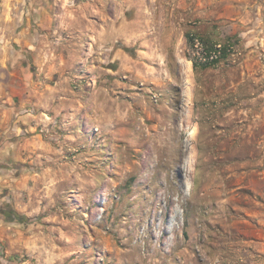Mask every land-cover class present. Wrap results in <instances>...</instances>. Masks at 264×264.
<instances>
[{
	"label": "rangeland",
	"instance_id": "374dc122",
	"mask_svg": "<svg viewBox=\"0 0 264 264\" xmlns=\"http://www.w3.org/2000/svg\"><path fill=\"white\" fill-rule=\"evenodd\" d=\"M48 1L0 60V264H264V0Z\"/></svg>",
	"mask_w": 264,
	"mask_h": 264
},
{
	"label": "crops",
	"instance_id": "0c3cea01",
	"mask_svg": "<svg viewBox=\"0 0 264 264\" xmlns=\"http://www.w3.org/2000/svg\"><path fill=\"white\" fill-rule=\"evenodd\" d=\"M48 2V0H0V60L4 65L8 63L12 66V60L21 55L20 49L30 53L31 48L34 47L35 33L38 32L43 21L41 17L36 16V13L44 12L42 5ZM12 55H14L13 59ZM25 60V58L21 60L19 68L24 69L20 64H25ZM4 176L5 173L3 176L0 174V188L6 181ZM6 198L5 193L0 192V242L10 238L11 235V224L7 221L5 209Z\"/></svg>",
	"mask_w": 264,
	"mask_h": 264
},
{
	"label": "built area",
	"instance_id": "2783aa9c",
	"mask_svg": "<svg viewBox=\"0 0 264 264\" xmlns=\"http://www.w3.org/2000/svg\"><path fill=\"white\" fill-rule=\"evenodd\" d=\"M195 47L198 48L202 54L201 57H199V62L201 64L207 65V64H213L217 62L224 52V45L222 43H218L214 45V48L209 50L204 47V45L200 42L199 39H195ZM234 47L229 46L228 51L232 50Z\"/></svg>",
	"mask_w": 264,
	"mask_h": 264
},
{
	"label": "trees",
	"instance_id": "16d2710c",
	"mask_svg": "<svg viewBox=\"0 0 264 264\" xmlns=\"http://www.w3.org/2000/svg\"><path fill=\"white\" fill-rule=\"evenodd\" d=\"M225 48L226 47H224V50H225ZM203 66H205V67H207V66H209V64H207V65H203ZM193 67H194V69H199V64L197 63V62H193Z\"/></svg>",
	"mask_w": 264,
	"mask_h": 264
}]
</instances>
